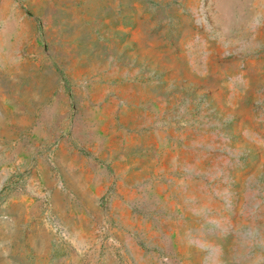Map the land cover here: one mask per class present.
<instances>
[{
  "label": "rangeland",
  "instance_id": "obj_1",
  "mask_svg": "<svg viewBox=\"0 0 264 264\" xmlns=\"http://www.w3.org/2000/svg\"><path fill=\"white\" fill-rule=\"evenodd\" d=\"M0 264H264V0H0Z\"/></svg>",
  "mask_w": 264,
  "mask_h": 264
}]
</instances>
